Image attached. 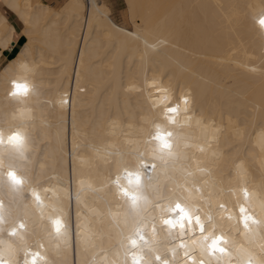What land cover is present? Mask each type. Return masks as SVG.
<instances>
[{"label": "bare ground", "instance_id": "obj_1", "mask_svg": "<svg viewBox=\"0 0 264 264\" xmlns=\"http://www.w3.org/2000/svg\"><path fill=\"white\" fill-rule=\"evenodd\" d=\"M123 1L119 22L110 0H0V129L19 128L29 139L28 159L7 161L26 177L28 198L0 179V199L10 222L25 220L28 243L51 264H124L121 243L137 223L147 225L148 236L153 220L162 227L153 203L187 195L192 185L212 194L213 209L225 202L230 210L246 186L264 219V32L254 19L264 0ZM100 4L109 15L102 22L93 13ZM19 34L25 43L5 58ZM12 80L27 83L30 93L9 96ZM154 84L168 89L166 98ZM184 95L190 112L180 103L179 124H168L163 107ZM157 124L176 134L177 158L155 161L150 203L139 216L127 215L111 183L118 172L123 177L115 162L131 167L140 154L152 161L148 140ZM49 217L67 222L70 242ZM232 235L238 247L258 251L262 242L259 230L248 239ZM157 238L172 246L167 230ZM183 261L178 250L176 264Z\"/></svg>", "mask_w": 264, "mask_h": 264}, {"label": "snow or ice", "instance_id": "obj_2", "mask_svg": "<svg viewBox=\"0 0 264 264\" xmlns=\"http://www.w3.org/2000/svg\"><path fill=\"white\" fill-rule=\"evenodd\" d=\"M81 3H84V0H81ZM93 13L99 22L109 19L103 4L93 9ZM254 19L264 32V9L257 13ZM89 21L90 27L95 30V26L91 24V17ZM129 36L143 40L146 47L155 46L149 44L148 40L139 33H129ZM10 83L9 96H27L31 91L27 83L17 80H12ZM154 87L157 93L163 94L166 98L168 89L155 84ZM180 103L185 106L183 110L185 115L190 112L189 96H181L177 102L167 104L162 109L168 124L174 126L179 124L177 117L180 115ZM148 144L153 149L152 161H148L143 154H140L137 156L135 165L131 167L122 161L115 162L120 163L123 177L118 172L111 183L115 186L120 198L129 206L127 215L139 216L143 207L150 203L148 189L153 180L152 173L157 168L155 161L167 163L177 158V136L174 131L161 129L157 124L155 131L150 133ZM28 151L29 139L23 131L19 128L9 129L6 134L0 129V179H4L12 193L20 195L25 200L28 198L25 195L26 177L13 163L7 161L13 158L27 160ZM200 151L203 152L204 149L201 148ZM5 152H7V158ZM185 191L187 195L181 193L171 198L161 197V200L153 203V208L158 207L161 210L160 224L162 227L158 228L153 220L152 235L148 236L144 230L147 225L143 221L137 223L134 231L127 236L126 243L123 241L121 243V246L126 249L124 264H129V261L130 264H176L178 250L183 252V264H213V260L216 264H221V262L223 264H264V219L257 217L252 210L253 193L246 186L240 188L242 200L238 198L231 210L225 202H218L213 209L212 194L205 195L200 187L192 185ZM196 193H199V196H196ZM30 195L37 207L43 205L38 191L32 189ZM164 199L167 200L166 205L161 203ZM205 205H207L206 211ZM41 216H43V211H41ZM49 220L55 233L58 236H64L66 242H70L67 222L59 217H49ZM232 221H235V224H232ZM165 230L168 233V243L172 244L171 247H167V244L157 238V234ZM257 230H259L262 241L258 251L245 248L243 244L237 247V241L232 235L233 231L248 239L250 235L256 236ZM27 232L28 227L23 218L17 217L9 221L5 201L0 199V264H51L39 250H33L26 239ZM36 245L38 249L44 247L39 241ZM161 247H166L171 258L167 253L161 254ZM236 254L240 259L234 262L232 257Z\"/></svg>", "mask_w": 264, "mask_h": 264}, {"label": "crops", "instance_id": "obj_3", "mask_svg": "<svg viewBox=\"0 0 264 264\" xmlns=\"http://www.w3.org/2000/svg\"><path fill=\"white\" fill-rule=\"evenodd\" d=\"M44 1H46L47 3H49L51 5H54V6L60 5L63 2V0H44ZM12 14L13 13H10V15H12ZM13 16H15V15L13 14ZM15 25H16V27H17L18 30H21L22 29V23L20 21H17V23ZM25 41H26V36L23 35V34H19L16 37L15 44L10 49L4 51L5 58L9 59V58L14 57L18 53V51L21 49V47L25 43Z\"/></svg>", "mask_w": 264, "mask_h": 264}, {"label": "rangeland", "instance_id": "obj_4", "mask_svg": "<svg viewBox=\"0 0 264 264\" xmlns=\"http://www.w3.org/2000/svg\"><path fill=\"white\" fill-rule=\"evenodd\" d=\"M111 3L113 4V10H114V13H115V17L116 19L121 22L123 21V12H124V9H125V6H124V1L123 0H110ZM7 10V9H6ZM9 12V11H8ZM10 18L11 20L15 23H17V21H19L15 16L10 15ZM15 23V24H16Z\"/></svg>", "mask_w": 264, "mask_h": 264}]
</instances>
